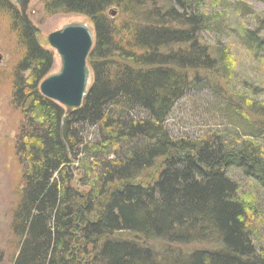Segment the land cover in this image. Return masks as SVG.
Segmentation results:
<instances>
[{"label": "trees", "instance_id": "16d2710c", "mask_svg": "<svg viewBox=\"0 0 264 264\" xmlns=\"http://www.w3.org/2000/svg\"><path fill=\"white\" fill-rule=\"evenodd\" d=\"M44 6L91 21L93 82L79 108L45 97L39 85L53 53L18 5L0 0L22 48L13 68L23 185L12 264H264V209L239 194L229 175L237 168L264 192V89L221 91L220 81L236 79L233 57L222 42L212 46L203 37L222 33L221 17L206 12L204 0H45ZM233 7L251 13L244 2ZM263 33L264 14L240 37L260 62ZM205 89L230 127L202 139L173 136L167 122L175 104ZM190 244L206 247L177 249Z\"/></svg>", "mask_w": 264, "mask_h": 264}, {"label": "rangeland", "instance_id": "374dc122", "mask_svg": "<svg viewBox=\"0 0 264 264\" xmlns=\"http://www.w3.org/2000/svg\"><path fill=\"white\" fill-rule=\"evenodd\" d=\"M244 2L250 7L248 13L243 15L232 8V4ZM45 0H30L26 11L28 20L38 31L34 32L37 41L49 48L53 55V65L49 75L60 70L61 61L59 54L47 44V36L69 23H86L92 30L93 25L89 18L76 13L50 14L45 9ZM114 9V8H112ZM204 10L210 14L221 17L224 29L222 33L214 30L206 32L203 37L207 44L212 46L221 43L232 54L235 68V80L220 81L221 87L227 92H245L258 87L264 89V62H260L240 42V37L245 29L256 28L259 19L264 14V2L262 0H204ZM224 14L223 16H220ZM118 11L111 19L118 20ZM119 25V21L115 23ZM9 22V17L0 12V264H12L18 249V239L13 230L14 210L22 190V167L16 157L15 144L16 132L20 125L22 115L13 104L15 62L22 55V48L18 44V36ZM264 34V33H263ZM18 44V45H17ZM89 62V59H88ZM91 66V65H90ZM264 94V93H263ZM209 90L189 91L174 106L167 125L173 136L202 139L215 131H221L230 127L229 123L217 115V100ZM260 99L264 95H260ZM76 179L82 182L84 171L77 170ZM235 180L240 192L246 199L254 200L264 209V192L252 178L246 177L241 170L234 168L229 172ZM81 180V181H80ZM78 183V185H79ZM264 245V223L261 227ZM205 244H190L177 248L181 252L190 249H199ZM161 261V260H159Z\"/></svg>", "mask_w": 264, "mask_h": 264}, {"label": "water", "instance_id": "95a60500", "mask_svg": "<svg viewBox=\"0 0 264 264\" xmlns=\"http://www.w3.org/2000/svg\"><path fill=\"white\" fill-rule=\"evenodd\" d=\"M20 8L24 20H28L30 0H12ZM116 9L109 11L114 16ZM47 44L59 54L61 67L56 73L46 76L39 85L40 92L52 101L66 107H81L93 82V71L88 59L95 44V34L86 23L73 22L47 36ZM1 59V57H0Z\"/></svg>", "mask_w": 264, "mask_h": 264}]
</instances>
